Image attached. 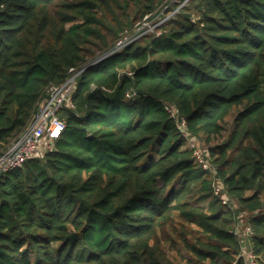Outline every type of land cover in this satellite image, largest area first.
<instances>
[{
  "label": "trees",
  "instance_id": "16d2710c",
  "mask_svg": "<svg viewBox=\"0 0 264 264\" xmlns=\"http://www.w3.org/2000/svg\"><path fill=\"white\" fill-rule=\"evenodd\" d=\"M168 1L0 0V151L50 83L106 54L77 76L55 147L0 173V264H247L234 224L264 208V0H186L136 36ZM247 221L264 264V210Z\"/></svg>",
  "mask_w": 264,
  "mask_h": 264
},
{
  "label": "built area",
  "instance_id": "2783aa9c",
  "mask_svg": "<svg viewBox=\"0 0 264 264\" xmlns=\"http://www.w3.org/2000/svg\"><path fill=\"white\" fill-rule=\"evenodd\" d=\"M120 41L121 40L117 41L114 49L119 46L121 43ZM105 55L106 54H103L80 67H70L69 73L63 82L50 83L48 85L45 96L37 103L33 118L19 131L17 136L0 151V173L10 168L20 166L26 159L45 154L48 150L55 147L56 139L60 136L65 127V120L60 116L59 112L64 106L73 105L72 94L76 87L77 76L84 68ZM165 107L176 120L178 128L185 137L186 144L192 148L194 160L200 164L201 167L214 172L207 148L202 147L199 140L188 133L185 118L179 116L175 106L166 104ZM212 188L213 192L224 205L234 207L233 200L223 190V184L220 180L214 179ZM239 222L240 217H238L235 222L237 224L234 225V232L241 240L242 234L250 235L251 228L248 224L245 225L242 230L243 233L241 234L239 232ZM242 253L246 257L247 264H258L256 255L250 248L242 247Z\"/></svg>",
  "mask_w": 264,
  "mask_h": 264
},
{
  "label": "rangeland",
  "instance_id": "374dc122",
  "mask_svg": "<svg viewBox=\"0 0 264 264\" xmlns=\"http://www.w3.org/2000/svg\"><path fill=\"white\" fill-rule=\"evenodd\" d=\"M186 0H169L167 3H164L162 6L158 7L157 11L154 13L153 17L150 18H144V20H142L140 23L137 24V26L135 27L134 31L137 32L138 35H140L141 33L144 32H156L158 33L159 30H157V25L161 22H163L165 19H167L168 17H170L171 15L174 14L175 11H177L179 9V7L185 3ZM135 36V37H136ZM120 44L119 46H117L116 49H119L123 46L124 43L128 42L130 40V34L129 32H123L120 38ZM224 127L223 130L221 132L220 135L216 136V138L214 139L213 142H218L222 139H224L232 126V116H227L225 119V122L223 123ZM199 142L202 144L201 146L204 148H207V144L203 141V140H199ZM234 203V207L238 206V202H236V200H233ZM264 208H259V209H254V210H244L242 212H240V222H239V232L242 234L243 233V228L245 225H247V220L249 215L254 214L256 212L259 211H263ZM237 224V223H235ZM234 224V225H235ZM249 234H242L241 235V245L242 247H246L249 248ZM173 256H175L174 252H172Z\"/></svg>",
  "mask_w": 264,
  "mask_h": 264
}]
</instances>
